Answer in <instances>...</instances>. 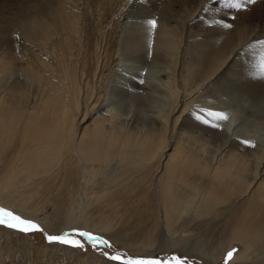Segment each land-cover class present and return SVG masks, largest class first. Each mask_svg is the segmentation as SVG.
<instances>
[{
	"label": "bare ground",
	"instance_id": "obj_1",
	"mask_svg": "<svg viewBox=\"0 0 264 264\" xmlns=\"http://www.w3.org/2000/svg\"><path fill=\"white\" fill-rule=\"evenodd\" d=\"M144 1L0 0V207L141 254L264 264L253 9L205 32L210 0ZM32 247L0 226V264H30ZM40 254L122 264L61 244Z\"/></svg>",
	"mask_w": 264,
	"mask_h": 264
},
{
	"label": "rangeland",
	"instance_id": "obj_2",
	"mask_svg": "<svg viewBox=\"0 0 264 264\" xmlns=\"http://www.w3.org/2000/svg\"><path fill=\"white\" fill-rule=\"evenodd\" d=\"M166 1L165 0H153V1L145 0L144 2L146 3H144L145 4L144 6L148 11H151V9H156L161 3H165ZM236 3L240 4L239 8H236L233 6ZM204 9L207 11V16L209 15L210 17L209 19L208 17L205 19H208V23H211L210 25L203 26V28L205 29V32L207 31V29L212 27V25H215L216 21L224 23L225 25H230L229 28H231L234 23L236 15L241 14L242 12H245V11L250 12L253 9L251 11L252 17L251 19H247L249 21H246V25H248V28L253 31V34H255V37L257 38L255 39V41L259 43V45H264V0H255L254 3H250L248 2V0H210L205 4ZM154 11L155 10H153L152 12L154 13ZM234 97L235 95H231L230 98H234ZM233 102L236 103V100ZM246 126L247 128L245 127V129H247V131L248 130L251 132L258 131L257 128L254 126L249 127L248 124ZM251 128H254V129L251 130ZM5 210H8V209H5ZM26 219H30V218H26ZM30 220L37 223L43 229V232L36 231V232L27 233V234L20 232V233H23L25 236H27V238L30 240L33 246L32 247L33 248L32 260L30 264H40L42 262L40 251L44 245H50V243L46 241L45 235H62L64 233H68L70 239H75L79 241L80 243H82L83 247H74V246L67 245V244H61V245L72 247L76 249L77 251H79L80 253L91 255V256H96V257H101L111 262L128 264V261L154 260L157 262V264H161V262H165V264H168V262H170V264H176V260L173 258L180 257L182 261H186L187 264H208L202 258L198 256H195L192 254L187 255L177 250L170 251L167 253H159V254H149V253L141 254V252H139L138 250H135L134 248L131 249L129 247H124L121 244H116L112 240L106 237H103L97 233H92L90 231H83V232H88L90 234H94L95 236L101 238L103 241H107V243H102L101 239L92 241L89 239L88 236L81 237L78 235L80 230L75 229V228L65 230V231L61 230L57 232H52L50 229H48L44 224L40 223L39 221L33 220V219H30ZM51 244H60V243H51ZM239 249L240 247L238 245H235L233 250L230 252L234 254L237 251H239ZM105 252H107L108 255H104L103 253ZM113 255H119L121 259L120 260L110 259V257Z\"/></svg>",
	"mask_w": 264,
	"mask_h": 264
},
{
	"label": "snow or ice",
	"instance_id": "obj_3",
	"mask_svg": "<svg viewBox=\"0 0 264 264\" xmlns=\"http://www.w3.org/2000/svg\"><path fill=\"white\" fill-rule=\"evenodd\" d=\"M248 2L254 3L255 0H248ZM233 6L236 8H239L240 4L236 3ZM151 23H152V26L155 27L156 22L153 20ZM224 27H230V25H224ZM0 226H5L7 228L13 229V230L18 231V232H23L26 234L31 233V232H36V231L43 232V229L37 223L33 222L32 220L23 218L20 215L13 213L12 211H8V210L2 209V208H0ZM78 235L81 237L88 236L89 239L92 241H96L97 239H101V238L95 236L94 234H90L88 232H83V231H80L78 233ZM45 239L50 244L51 243H60V244L71 245L74 247H83V244L80 243L79 241H77L75 239H70L68 233H64L62 235H45ZM101 242L107 243V241H103L102 239H101ZM93 246H95V245H93ZM109 246H111V245H109ZM103 254L108 255L107 252H105ZM232 256H233V253L229 252L227 254L226 259H230ZM110 259L120 260L121 257L119 255H113L110 257ZM173 259L176 260V264H187V262L182 261V259L180 257H174ZM128 264H157V262L154 260H148V261L139 260V261H128ZM161 264H165V262H161ZM168 264H170V262H168Z\"/></svg>",
	"mask_w": 264,
	"mask_h": 264
}]
</instances>
